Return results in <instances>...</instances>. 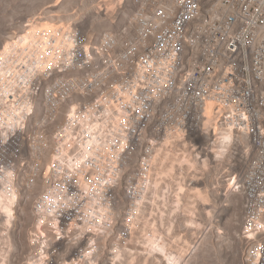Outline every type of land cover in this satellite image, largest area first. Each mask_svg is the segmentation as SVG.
I'll use <instances>...</instances> for the list:
<instances>
[{
    "label": "built area",
    "instance_id": "built-area-1",
    "mask_svg": "<svg viewBox=\"0 0 264 264\" xmlns=\"http://www.w3.org/2000/svg\"><path fill=\"white\" fill-rule=\"evenodd\" d=\"M138 4L126 32L101 49L102 71L47 87L41 117L31 116L28 103L33 78L55 66L92 63L87 39L93 29L63 22L33 29L26 39L24 33L7 38L0 50V193L16 195L17 207L30 198L32 216L50 234L39 241L48 264H59L62 253L86 258V250L89 260L98 262L103 254L115 259L139 235L164 155L187 150L198 162L212 158L220 172L212 151L216 130L205 129L211 104L216 127L236 132L230 190L242 195L248 230L263 235L256 259L264 264V0ZM176 6H185L180 26H173ZM160 27H170V36L149 44ZM132 39H140V46H132ZM72 49L85 50V57L73 58ZM130 53L141 55L134 75L125 83L103 79L105 69L124 70ZM180 73H188V81ZM101 84H110L104 101L76 104L65 113L64 129H43L62 94ZM172 91L180 92L179 106L164 113ZM145 117H153V124H145ZM30 118H37V129H24ZM156 118L164 119L163 128H156ZM207 176L176 165L170 181L188 190L204 186Z\"/></svg>",
    "mask_w": 264,
    "mask_h": 264
},
{
    "label": "rangeland",
    "instance_id": "rangeland-1",
    "mask_svg": "<svg viewBox=\"0 0 264 264\" xmlns=\"http://www.w3.org/2000/svg\"><path fill=\"white\" fill-rule=\"evenodd\" d=\"M138 6V0H0V50L14 34H26L36 28L50 29L69 22L82 25L85 29H93L87 39V53L93 62L85 66L66 67L63 72H60L63 69L54 70L52 76L42 77L37 89L33 117H41L45 93L52 81L66 77L86 78L102 70V67L96 65L101 49H106L109 38L126 32ZM29 21L32 22V27L25 30L24 24ZM80 50L81 56L78 54V58L85 57V50ZM136 64L130 63L127 71H121L109 80L121 83L124 77L134 73L133 67ZM107 85L110 87V84ZM93 99L95 94L74 95L62 105L55 122L46 129H58L64 124L65 113H68L72 104ZM36 120L37 118H30L25 129H36ZM235 139L236 133L223 158H216L214 155L216 161L222 163L219 173L216 174L212 158L208 159V170L203 169L202 165L196 166L197 171L209 173L208 182L204 186L196 185L183 191L179 189L183 187L182 184L175 188L170 181L171 177L165 178L151 196L139 235L134 236L131 245L118 249L115 259H108L103 254L98 262L89 260L90 252L86 250V258L80 257V260H72L75 255L62 253L59 264H69V259L71 264H166L160 255L150 252L146 247L145 236H152L154 228H157V235L167 244L169 251L183 257V264H257V245L263 235L248 230L243 218L242 195L232 194L230 190L228 159ZM216 178L219 180L218 187L215 186ZM195 188L202 189L206 201L199 200ZM165 196L167 203L164 202ZM29 199L20 207L15 205L16 200L18 201L16 196L8 206L0 204V264H48L39 241L43 235L49 237L50 234L32 216ZM174 210L177 212H173ZM188 221H195L197 224L189 226ZM119 253L122 254L121 258L117 257Z\"/></svg>",
    "mask_w": 264,
    "mask_h": 264
},
{
    "label": "bare ground",
    "instance_id": "bare-ground-1",
    "mask_svg": "<svg viewBox=\"0 0 264 264\" xmlns=\"http://www.w3.org/2000/svg\"><path fill=\"white\" fill-rule=\"evenodd\" d=\"M123 1V0H122ZM137 12H139V6L138 10L136 11L135 15H137ZM184 13H185V6H176L175 8V16L176 18H173V26H180L181 23L184 22ZM170 36V27H160L156 31H154L152 34L149 35V44H156L161 42L162 40L166 39V37ZM28 38V34L26 33L24 35V39ZM132 46H140V39H132ZM80 49H72V57L78 58L81 56ZM181 53H188V46H181ZM79 54V56H78ZM100 56V53H99ZM99 56L96 60L98 62L96 65L97 67H102V60L99 59ZM92 59V58H91ZM133 62H136L137 64H140L141 62V55L137 53H130L128 54V58L125 59L124 63V70L127 71L128 65ZM58 68V69H56ZM66 67L62 66H55L51 69V71H46L44 75H39L37 77L33 78V85H32V91L30 92V95L28 96V103H30V109H31V116L33 112L36 109V95H37V89L39 82L42 77L45 76H52V74L55 71H59V69H63L60 72L65 71ZM55 70V71H54ZM102 71V70H101ZM100 71V72H101ZM121 72V71H120ZM119 73L118 71H114L112 69H105L103 72V79H110L115 74ZM94 73H92L90 76H92ZM134 75V73L128 74L126 77L123 78V81L121 83H125L130 76ZM80 79H86V78H76V77H66L63 79H55L52 81L48 87H53L59 80L60 81H71V80H80ZM180 80L181 81H188V73H180ZM110 92V87L107 84H101L98 87V90H91V91H85L84 89H73L72 91L68 92V94H62L58 98V105L55 108V117H48L47 121L43 122V129H46L48 126L52 125L55 122V119L58 116L59 109L62 107V105L70 98H72L74 95L79 96H85V95H93L95 94V99L88 102H77L69 106L68 113L72 112V108L78 104V105H85L86 106H96L98 102L104 101V95ZM180 103V92L179 91H172L170 94V99L168 100V104L163 105V112L164 113H171V107L179 106ZM205 119V129L209 131L210 128H213L216 130L217 138L214 141V145L212 147V151L216 158H223L228 150L230 149L233 140L235 131L231 127L229 128H218L215 127L216 125V119L212 116V105L210 104L207 108V114ZM27 119L26 123L24 124V129L26 128V124L28 122ZM36 129H37V120L35 121ZM145 124H153V117H145ZM164 126V119L163 118H156V128H163ZM58 129H64V124H62ZM182 150V154L178 155L177 151L175 150V153L171 158H168L169 155H164L163 158L158 160L156 165V171H155V178L151 187L150 195L152 196L153 192L158 188V185L161 184V182L165 181V178L171 177L173 174L174 169H176V165L179 166H188V170L190 168L196 169V166L202 165V168L205 170H208L209 163L208 159H204L203 161L196 160L195 156H191V154L187 150ZM167 161H170L168 164ZM167 162V163H166ZM197 170V169H196ZM179 189L187 190L184 186L180 187ZM199 200L206 201L204 198V195L202 193L201 188H195ZM181 190V191H182ZM157 192H155L156 194ZM16 195H7L4 193H0V204L2 206H8L9 202H11L12 198ZM151 196L148 199L147 205L145 206V209L143 210L142 214H145L147 212V208L150 204ZM159 199V198H158ZM161 199V198H160ZM169 199V198H168ZM154 200V199H153ZM198 200V199H197ZM164 202L167 203V197H164ZM180 203V202H179ZM210 206V204H208ZM5 209H7L5 207ZM10 211V209H9ZM173 212H177V210H174ZM208 213H210V210H207ZM174 214V213H173ZM144 216V215H143ZM197 224L195 221H188L189 226H195ZM169 230H172V227L169 228ZM157 228H154L153 235L152 236H145V243L147 244L146 247L150 250V252L156 253L160 255L166 264H183V257L179 254H175L173 252H170L167 244L163 241L161 237L158 235ZM139 241V240H138ZM140 243V242H139ZM186 244V243H185ZM171 248V247H170ZM128 251L131 252V250L128 249ZM173 251V250H172ZM149 254H152L150 253ZM119 256V257H118ZM118 258L122 257V254L119 253L117 255ZM124 259V258H123Z\"/></svg>",
    "mask_w": 264,
    "mask_h": 264
},
{
    "label": "snow or ice",
    "instance_id": "snow-or-ice-1",
    "mask_svg": "<svg viewBox=\"0 0 264 264\" xmlns=\"http://www.w3.org/2000/svg\"><path fill=\"white\" fill-rule=\"evenodd\" d=\"M49 68H51V65H48ZM69 264H71V260L69 259Z\"/></svg>",
    "mask_w": 264,
    "mask_h": 264
}]
</instances>
